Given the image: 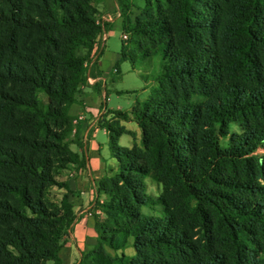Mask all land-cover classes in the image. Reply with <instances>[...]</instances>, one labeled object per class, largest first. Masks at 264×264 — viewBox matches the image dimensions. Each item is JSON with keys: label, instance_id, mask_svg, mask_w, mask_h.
Here are the masks:
<instances>
[{"label": "trees", "instance_id": "1", "mask_svg": "<svg viewBox=\"0 0 264 264\" xmlns=\"http://www.w3.org/2000/svg\"><path fill=\"white\" fill-rule=\"evenodd\" d=\"M99 1L0 0V264H60L75 216L47 194L67 189L62 162L83 163L65 138L104 30ZM125 33L120 61L149 47L161 71L105 124L117 167L78 264H264V0H145ZM129 115L141 138L125 148Z\"/></svg>", "mask_w": 264, "mask_h": 264}, {"label": "crops", "instance_id": "2", "mask_svg": "<svg viewBox=\"0 0 264 264\" xmlns=\"http://www.w3.org/2000/svg\"><path fill=\"white\" fill-rule=\"evenodd\" d=\"M117 1L120 0H104L105 11L108 16L112 15V18H106V21H103L104 17L102 18L103 35H105L107 25L113 26L118 23V27L121 26L122 15L118 10L120 4L118 5ZM106 41L107 38L100 42L99 50L95 52L89 64L86 81L80 87L76 102L70 106L68 111L73 120L77 117L79 119L76 123L75 135L77 144L74 145L75 148L72 151L82 157L83 163L77 166L75 176L66 181L69 203L72 205L75 218L58 252L60 264H78L81 255L90 251L96 244L95 223L104 219L98 207V204L104 200V196L98 194L97 187L100 180L117 167L105 126L106 123L117 120L111 112H123L128 115L136 102H142L135 100L132 106L125 111L119 106L115 109L106 107L105 102L110 101L107 81L112 73L114 75L119 73L118 65L122 62L120 54L106 51ZM115 92L121 93L117 90ZM118 122L125 130V133L118 139V146L130 148L133 144H139L141 132L130 115L126 120ZM124 136L128 137L126 145L121 144L125 141Z\"/></svg>", "mask_w": 264, "mask_h": 264}, {"label": "rangeland", "instance_id": "3", "mask_svg": "<svg viewBox=\"0 0 264 264\" xmlns=\"http://www.w3.org/2000/svg\"><path fill=\"white\" fill-rule=\"evenodd\" d=\"M128 4V8L125 11V17L122 16L120 20V27H118V23H115L113 26H106L105 35L101 32L97 37L93 45V50L91 52L90 58H94L95 52L99 50L100 42L102 39L107 38L106 41V51L110 53L120 54L121 49L123 47V41L121 36L125 33V29L132 26L136 19L143 17V10L145 5V0H126ZM104 0L95 3V7L97 9V14L95 15L96 24L103 25V21L105 19H111V16L107 15V11H105ZM104 20L102 21V18ZM109 22V21H107ZM110 23V22H109ZM106 36V38H105ZM137 48L129 45L128 53L133 58V62L126 59L125 61L120 62L118 65L119 73L111 75V78L107 81V93L109 95L110 101L105 102V105L109 109H115L116 106L121 107L122 110H128L135 100L143 101L146 99L153 88L156 86L155 81H153L154 77L161 71V63L160 59L157 56L151 54V49L148 47V55L149 57L146 59H140L137 56ZM90 63H85L86 67H89ZM112 70V69H111ZM110 70V71H111ZM143 76H146V79H143ZM81 87V86H80ZM79 87V89H80ZM121 91L120 94L115 91ZM83 118V116L79 115ZM78 117L76 120H72L71 122V131L65 138V142L67 143L68 148L72 151L75 148L76 141V123L78 122ZM82 120V119H81ZM231 131H236L237 128L235 126H230ZM121 144L126 145V141L128 137L124 136ZM221 143L224 145L225 140H221ZM73 152V151H72ZM260 150L258 153H262ZM67 156L64 157L66 159ZM65 163V164H64ZM63 168H60L56 174V180L61 183H65L66 181L75 176L77 165L75 163H67L62 162ZM147 190L153 194L156 193V188L153 183L146 181ZM47 197L50 203L58 204L63 198L68 199L69 201V191L68 189L59 188L57 186H53L48 190ZM65 238V237H64ZM125 254H132L131 249H125ZM47 264H51V262H47Z\"/></svg>", "mask_w": 264, "mask_h": 264}, {"label": "built area", "instance_id": "4", "mask_svg": "<svg viewBox=\"0 0 264 264\" xmlns=\"http://www.w3.org/2000/svg\"><path fill=\"white\" fill-rule=\"evenodd\" d=\"M122 41L126 42L128 39V35L126 33H123L121 36Z\"/></svg>", "mask_w": 264, "mask_h": 264}]
</instances>
